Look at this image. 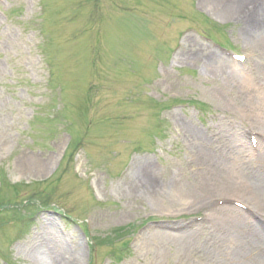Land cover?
<instances>
[{
	"label": "rangeland",
	"instance_id": "1",
	"mask_svg": "<svg viewBox=\"0 0 264 264\" xmlns=\"http://www.w3.org/2000/svg\"><path fill=\"white\" fill-rule=\"evenodd\" d=\"M204 35L251 63L233 69L213 55L210 71ZM258 38L200 0H0V264H43L45 248L74 263L77 245L79 264H222L242 234L222 214L240 213L202 219L216 197L245 198L184 202L204 166L193 133L207 151L233 139L227 161L243 166L241 181L264 175V145L252 154L245 137L264 135ZM250 95L261 116L247 110Z\"/></svg>",
	"mask_w": 264,
	"mask_h": 264
},
{
	"label": "bare ground",
	"instance_id": "2",
	"mask_svg": "<svg viewBox=\"0 0 264 264\" xmlns=\"http://www.w3.org/2000/svg\"><path fill=\"white\" fill-rule=\"evenodd\" d=\"M200 1L203 5L215 11L220 16L236 17L239 15L240 19L245 22V31L249 30L258 33L259 38L256 39L255 42L250 43L252 47L264 49V35L262 36L261 34H264V27L262 26V23L264 25V0ZM213 55L217 56L211 51V53L205 57L206 65H209L208 69L210 71V63H213L211 57ZM212 65L216 66L214 63ZM233 69L240 68L233 66ZM261 73L264 75V70L261 71ZM245 77L243 76L244 85L248 82L249 85H252L250 80L248 81V78ZM254 89L255 92L258 91V89ZM260 101L261 100L257 98V96L250 95L246 101L247 110L255 109L257 116H261L262 107L258 105ZM262 101L264 102V98ZM193 136L195 141H198L199 143L197 160L202 162L204 166L203 171L197 173L193 187L188 190L187 195H185L186 197L184 202H186L185 200L187 198V201L189 200L191 204L198 205V207L201 208L209 197L216 194L231 193L232 191L235 192V194L238 193L237 195L240 198H245V200H241L239 202H242L253 209V211L256 212L258 219L257 221H254L244 215H239L235 218L231 214L227 219V214H222V218L225 220L226 224L232 226L231 228L233 229H237V231H241L242 234L233 238V243L230 245V249H228V251L224 254V257H220L219 262L222 264H264V175H256L254 180H257V182L253 184H247L239 179V175H243V166H240L239 172L234 171L232 170L230 162L227 161L228 156L236 152V149L233 146V139L229 138L228 143L222 144L217 151H207L203 149L202 144L204 142L208 143L207 138L203 134H199L197 132L193 133ZM247 158L248 157H245L244 159L247 160ZM236 161H238V159H236ZM259 162L264 164V157L255 163ZM36 167L41 169L40 165ZM145 169L146 170H144V172H146V174L142 178L143 186L141 185V189L149 195L156 190L157 187L154 184V181L150 179L151 176L147 173V167ZM169 186L170 188L168 189L170 191H172V188L174 189L177 187L171 182L169 183ZM226 201L231 203L234 200L228 196L226 197ZM219 209H230L234 211V208L231 207H220ZM251 225L254 226V228ZM51 249L54 250V248ZM52 250L46 248L43 250L45 257V262L43 264H79L82 260L81 256L83 252L80 250V246L78 245L77 250L75 248V252L73 253L76 258V262L74 263L71 261V256L60 258L57 261V258L51 259Z\"/></svg>",
	"mask_w": 264,
	"mask_h": 264
}]
</instances>
